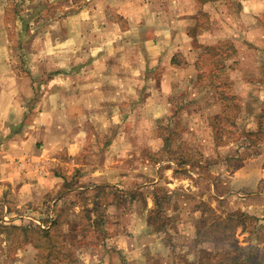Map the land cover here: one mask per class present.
I'll list each match as a JSON object with an SVG mask.
<instances>
[{"label":"rangeland","instance_id":"374dc122","mask_svg":"<svg viewBox=\"0 0 264 264\" xmlns=\"http://www.w3.org/2000/svg\"><path fill=\"white\" fill-rule=\"evenodd\" d=\"M61 1L0 0V23L20 72L28 31L19 25H40L43 33L67 10ZM210 6L238 11L240 5L216 0ZM195 15L208 26L209 13ZM217 46L198 52L199 99L171 107L152 126H132L138 122L121 117L127 113L121 110L117 126L90 129V141L75 158L42 153L43 167L30 173L17 157L0 153V264H129L137 252L136 264H182L179 256L201 226L203 204L223 216L245 214L233 237L242 246L264 247V48ZM173 156L191 159L178 164ZM136 189H143L144 199L130 200ZM161 190L169 195L162 199L168 230L145 243L152 191ZM96 201L100 207L93 211ZM145 245L146 255L139 253ZM185 257L193 259L192 248Z\"/></svg>","mask_w":264,"mask_h":264},{"label":"crops","instance_id":"0c3cea01","mask_svg":"<svg viewBox=\"0 0 264 264\" xmlns=\"http://www.w3.org/2000/svg\"><path fill=\"white\" fill-rule=\"evenodd\" d=\"M214 1L62 0L67 10L43 33L40 25H19L28 31L17 61L24 72L13 64L0 23L1 155L17 157L30 173L43 167L42 153L75 158L91 128L117 126V112L148 127L171 107L199 99L201 46L264 48V0H237L238 11L210 6ZM197 10L209 13L207 27ZM148 237L143 241L152 244ZM147 252V245L139 250Z\"/></svg>","mask_w":264,"mask_h":264},{"label":"trees","instance_id":"16d2710c","mask_svg":"<svg viewBox=\"0 0 264 264\" xmlns=\"http://www.w3.org/2000/svg\"><path fill=\"white\" fill-rule=\"evenodd\" d=\"M207 1L210 0H201V2ZM168 145V140L164 139L163 146L166 147ZM171 158H176L175 160L178 164H185L191 159L186 156H173ZM158 187V185H155V188ZM152 192L154 194V207L150 209L146 215V221L149 227L148 234L160 236L168 230V223L164 218L165 207L162 199L168 198L169 195L167 194V190H161L159 193L162 194L160 195L158 191ZM142 193L143 189H136L129 191L128 194L130 200H133L137 196H139L140 199L143 198L141 197ZM93 207V211H96L100 207L99 202H94ZM145 208L146 202L143 200L142 209ZM92 209L88 211H92ZM200 212L202 218L197 219V222H201V226L196 228L195 237L192 243L186 248V251L192 248L194 257L192 260H188L187 257H185L186 251L181 253L179 260L182 261V264H264V247L258 248L251 244L242 246L238 244L237 240L233 237L235 226L238 223L245 222V214L241 212L235 215L229 212L223 216L221 213H217L215 208L211 207L209 204H203V209H201ZM98 216L99 214L97 218ZM96 219L95 223L99 222L100 224V220L98 221Z\"/></svg>","mask_w":264,"mask_h":264}]
</instances>
